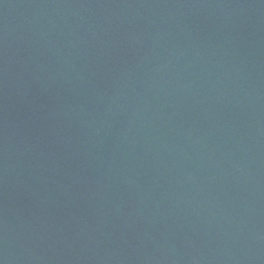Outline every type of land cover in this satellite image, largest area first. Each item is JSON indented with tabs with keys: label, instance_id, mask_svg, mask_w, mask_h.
Segmentation results:
<instances>
[{
	"label": "water",
	"instance_id": "obj_1",
	"mask_svg": "<svg viewBox=\"0 0 264 264\" xmlns=\"http://www.w3.org/2000/svg\"><path fill=\"white\" fill-rule=\"evenodd\" d=\"M0 264H264V0H0Z\"/></svg>",
	"mask_w": 264,
	"mask_h": 264
}]
</instances>
